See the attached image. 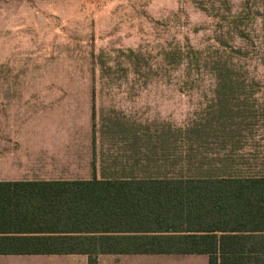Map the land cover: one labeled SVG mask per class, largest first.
I'll return each instance as SVG.
<instances>
[{
    "label": "rangeland",
    "instance_id": "374dc122",
    "mask_svg": "<svg viewBox=\"0 0 264 264\" xmlns=\"http://www.w3.org/2000/svg\"><path fill=\"white\" fill-rule=\"evenodd\" d=\"M49 124L139 176L262 175L264 0H0V125Z\"/></svg>",
    "mask_w": 264,
    "mask_h": 264
},
{
    "label": "trees",
    "instance_id": "16d2710c",
    "mask_svg": "<svg viewBox=\"0 0 264 264\" xmlns=\"http://www.w3.org/2000/svg\"><path fill=\"white\" fill-rule=\"evenodd\" d=\"M127 163L116 179L0 182V247L47 245L62 254L127 246L264 264V173L139 176L140 163Z\"/></svg>",
    "mask_w": 264,
    "mask_h": 264
},
{
    "label": "crops",
    "instance_id": "0c3cea01",
    "mask_svg": "<svg viewBox=\"0 0 264 264\" xmlns=\"http://www.w3.org/2000/svg\"><path fill=\"white\" fill-rule=\"evenodd\" d=\"M7 131L8 127L0 125V182L116 179L112 175L129 166V147L120 148L118 153H111L109 148L105 154L104 147L99 149L93 136L92 148L88 154H82L77 147H63V143L52 146L50 124L46 129L45 143L24 141L22 126H11L9 137ZM130 149L133 157L135 146ZM50 249V246L36 244L26 248L1 246L0 264H209L207 255L136 253L127 246L110 253L101 252L97 246L95 252L59 254L49 252Z\"/></svg>",
    "mask_w": 264,
    "mask_h": 264
}]
</instances>
